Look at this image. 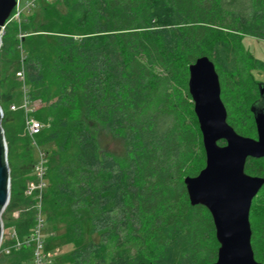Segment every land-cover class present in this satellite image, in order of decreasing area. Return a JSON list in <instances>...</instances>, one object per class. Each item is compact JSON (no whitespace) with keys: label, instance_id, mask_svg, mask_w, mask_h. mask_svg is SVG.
<instances>
[{"label":"trees","instance_id":"1","mask_svg":"<svg viewBox=\"0 0 264 264\" xmlns=\"http://www.w3.org/2000/svg\"><path fill=\"white\" fill-rule=\"evenodd\" d=\"M63 1L65 13L47 16L63 28L51 59L30 50L24 71L31 100L45 102L42 115L54 119L37 140L49 154L47 220L67 218L63 239L74 246L67 263L135 264L139 249L143 264L216 262L213 218L204 206L191 205L184 182L206 166L189 67L203 56L215 63L228 123L243 136H257L251 108L261 95L250 105L242 96L252 74L232 78L215 55L242 45L245 36L264 40V0ZM59 2L39 7L47 13ZM248 55L250 69L258 67ZM227 77L231 89L223 83ZM101 128L127 140L126 162L101 152ZM245 171L264 178V158L248 159ZM257 202L264 207V187ZM256 203L252 247L264 264V211ZM86 223L98 242L85 241ZM18 224L24 232L25 221ZM15 254L27 257L21 264L31 258L30 250Z\"/></svg>","mask_w":264,"mask_h":264},{"label":"water","instance_id":"2","mask_svg":"<svg viewBox=\"0 0 264 264\" xmlns=\"http://www.w3.org/2000/svg\"><path fill=\"white\" fill-rule=\"evenodd\" d=\"M16 5L17 0H0V26L6 24ZM188 89L202 134L206 166L184 182L191 205L207 208L214 221L220 247L217 261L211 264H263L256 260L252 247L250 213L254 199L264 187V178L249 175L245 169L248 159L264 158V84H259L262 101L251 108L257 138L239 134L228 123L220 76L209 57H200L189 67ZM3 116L0 106V243L4 230L2 214L11 200Z\"/></svg>","mask_w":264,"mask_h":264},{"label":"rangeland","instance_id":"3","mask_svg":"<svg viewBox=\"0 0 264 264\" xmlns=\"http://www.w3.org/2000/svg\"><path fill=\"white\" fill-rule=\"evenodd\" d=\"M31 0H21V8L24 9L27 2ZM33 11L28 13L25 10L23 14V20L29 16L25 23L19 25L7 24L5 28L6 38L4 39V45L0 49V105L3 109L2 128L4 131L6 143L8 146V163L10 167L11 176V200L8 208L2 214V221L4 229L9 232L11 228H17L19 231V222L23 220L15 217V212L21 208L23 202V192L25 189L26 181L32 175V165L38 158L36 149L31 145L27 133L25 131V114L22 111L12 112V105H20L21 103V82L17 78V71L20 69V53L23 50L25 58L28 56V52L32 54H38L44 62L51 59L54 51V40L57 32H61V26L52 20V14L59 10L61 13L66 12L64 1L59 2L58 5L48 6L47 13L44 9H40V4ZM47 16L51 18H47ZM23 30L27 35L26 41H16L15 36L19 38L20 32ZM255 61H259L260 65L254 69H250V56ZM218 56L222 60V64H227L229 69V75L232 78L239 79L241 75L249 76L252 74L254 81H246L247 85L244 87L243 99L249 101V105L256 99H260L259 84H264V40L245 36L242 39V45H231L226 49H219L216 51L215 57ZM221 64V65H222ZM228 72L226 69H224ZM251 70V71H250ZM230 77V76H229ZM229 77L223 79L224 85L226 84L231 89L232 82L229 81ZM233 89V88H232ZM229 90V89H228ZM230 91V90H229ZM232 93V91H230ZM231 96V94H230ZM233 96H237L235 93ZM242 98V97H241ZM229 103L233 101V98H229ZM34 108L38 112V118L43 124V128L46 133L50 132L54 119L51 117L45 118L42 115L43 110L47 104L38 99L34 102ZM20 112V113H19ZM35 112V113H36ZM42 115V116H41ZM254 125L252 119L247 120L246 126L251 127ZM245 127V126H244ZM252 138H257L256 134ZM99 143L101 152L112 155L118 161L126 162L128 160V143L125 138H115L111 132L107 129H100ZM50 150H54L56 146L50 144L48 146ZM258 196L253 202L256 203ZM262 203H256L257 211H264V207H261ZM24 205V202L23 204ZM263 209V210H262ZM50 212V211H49ZM67 212L63 210V213ZM258 213V212H257ZM258 215V214H257ZM54 223H47L45 229L47 249L50 252H55L54 264H68V256L74 250L72 244H68L63 236L67 230V218L62 217L61 219H55ZM22 232V230L20 231ZM84 237L85 241L93 240L94 242L99 241V235L91 234V227L89 223L84 226ZM145 252L139 249L136 253V263L143 264L147 261ZM20 257L17 254H13L10 258L4 257L0 264H21L22 259L27 258L24 255ZM11 260V261H10ZM25 264H32L31 258L25 262Z\"/></svg>","mask_w":264,"mask_h":264},{"label":"built area","instance_id":"4","mask_svg":"<svg viewBox=\"0 0 264 264\" xmlns=\"http://www.w3.org/2000/svg\"><path fill=\"white\" fill-rule=\"evenodd\" d=\"M57 3L61 0H31L28 1L25 8H21V0H17V5L4 26H0V38L3 43L6 34V25L11 22L22 23V17L25 10H32L39 5V2ZM27 35L20 32L19 39L22 42ZM25 54L23 50L20 53V69L16 75L21 82V103L20 105H12L11 111H22L25 114V131L31 145L36 149L38 158L32 165V175L26 181L23 192V202L21 208L15 212L16 220L25 221L27 227L24 232H20L17 228H11L9 232L3 230V236L0 243V261L4 257L11 258L14 253L22 250H30L32 264H54L57 253L50 252L47 249V241L45 229L48 223L47 211L45 203V195L49 188L48 182V163L49 154L38 143V136L42 133L43 124L35 117L36 109L34 102L30 97V89L27 83L24 71ZM1 106V105H0ZM4 225V224H3Z\"/></svg>","mask_w":264,"mask_h":264}]
</instances>
